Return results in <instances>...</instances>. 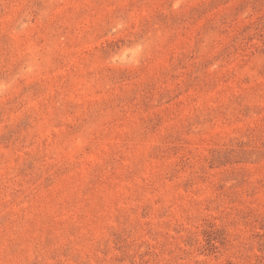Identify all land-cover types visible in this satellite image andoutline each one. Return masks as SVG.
<instances>
[{
    "label": "rangeland",
    "instance_id": "374dc122",
    "mask_svg": "<svg viewBox=\"0 0 264 264\" xmlns=\"http://www.w3.org/2000/svg\"><path fill=\"white\" fill-rule=\"evenodd\" d=\"M0 264H264V0H0Z\"/></svg>",
    "mask_w": 264,
    "mask_h": 264
}]
</instances>
